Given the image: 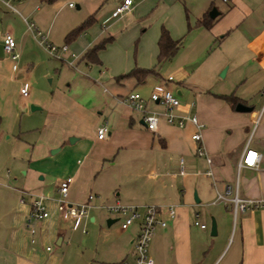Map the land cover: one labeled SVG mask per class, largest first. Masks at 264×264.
<instances>
[{"label":"crops","instance_id":"1","mask_svg":"<svg viewBox=\"0 0 264 264\" xmlns=\"http://www.w3.org/2000/svg\"><path fill=\"white\" fill-rule=\"evenodd\" d=\"M71 1L76 2L75 11H71L73 5H68ZM120 1L12 0L15 11L0 4V26L5 27L0 32V44L2 35L10 33L17 54L13 60L2 51L0 54V134L16 132L14 136L20 137L25 130L18 131L17 115L27 109L39 111L40 115L35 118L41 125L38 129L30 128L38 133L28 144V165H52L50 175L54 177V192L29 191L46 197L44 205L48 211L47 217L34 223L32 234L25 225L28 200L19 202L20 189L0 182V264H60V255L46 247L51 242L56 246L62 244L63 231L68 229L65 223L72 231L80 225L79 222L73 228L71 220L61 218L55 208L57 185L67 177L70 178L66 195L69 203L84 202L93 192L89 201L92 207L88 211L104 209L97 203V195L102 194L104 185L110 188L114 202L161 206L160 216L166 224L155 230L148 245L153 264H213L229 239L233 249L225 264H264V207L236 210L233 214L229 200L215 201L216 194L223 193L226 188H230L228 198L236 193L241 199H264V98L250 104L246 100L248 94L235 96L236 103L251 107L249 112H238L218 96L223 93L209 92L199 78L192 76L191 69L187 70L173 60L174 56L165 65V75H149L141 81L126 76L134 68L155 67L161 27L170 38L181 37L183 40L186 36L188 40H198L201 47H205L211 38L218 37L217 41H222L229 31L222 32V27H236L246 17L235 16L238 0L225 1L230 5L224 12L215 5L218 14L207 29L195 22L203 14L207 15L214 5L213 0H198L196 5H189L194 10L188 7L187 0H131L128 12L110 17ZM89 16L92 21L80 34L70 40L65 38ZM28 23L50 43H65L68 48L64 53L66 58L70 52L75 53L77 58L73 62L85 69L86 75L71 74L72 70L63 67L59 59L52 62L55 71L49 78L52 83L56 77L55 86L41 85L39 78L31 73L36 63L42 64L44 57L40 56L38 37L27 29ZM103 38H109V41L97 51L98 62L83 59L84 52ZM239 45L245 46L251 54L250 64L256 73L249 77L245 90L264 96L260 93L264 88V69L261 67L264 62V17L244 31L242 40L236 44ZM181 46L182 41L177 51ZM14 61L26 69L24 75L31 83L25 96L19 93V88L26 82L12 80ZM63 68L68 70L69 76L66 75L62 81L66 82L60 85ZM50 72L49 66H45L44 75ZM166 75H171L172 80L165 85L179 100L175 112L194 115L202 124L199 141L190 137L195 131L190 122L179 128L160 119L155 131L147 130L141 121V113L123 101L128 93L137 92L147 109L162 111L160 104L150 102L147 97L153 86ZM258 112V122L252 130V113ZM102 124L107 132L98 139L96 129ZM251 130L247 146L262 152L263 157L255 167L238 168V162L245 157L243 149ZM69 138H72L71 142ZM198 146L203 149L202 155L195 153ZM114 165H144L133 172L141 184L117 188L120 180L114 173ZM105 169L109 171L105 172ZM166 205H172L174 209L171 219L167 217ZM205 208L210 219L215 221V241L208 239L202 212ZM194 213H197L198 222L204 224L203 228L193 224ZM229 213H232L234 226L228 221ZM85 218L87 214L82 219ZM119 219L118 216L109 219V224ZM130 225H134V231L126 237V246L131 248L121 259L126 261L133 258L132 240L138 231L137 221ZM215 242L219 244L216 249L213 247Z\"/></svg>","mask_w":264,"mask_h":264},{"label":"rangeland","instance_id":"2","mask_svg":"<svg viewBox=\"0 0 264 264\" xmlns=\"http://www.w3.org/2000/svg\"><path fill=\"white\" fill-rule=\"evenodd\" d=\"M213 2V7L216 5L217 8L221 9L223 12L230 5L222 0H213ZM71 3L73 5L71 11H75L76 2L71 1ZM186 3L190 9L194 10V8H191L189 5H196L198 0H187ZM11 4L15 6V2L11 1ZM237 6L238 12H236L235 16H238L240 19L243 18L242 16L246 17L243 22L242 20L240 21V19L237 20V22H240L239 24L237 23L238 25L236 27L232 26L231 29L222 27V32L229 30L222 41L218 42V37H216V39L211 38L210 42L205 45V47H201L198 40H188L185 36L186 38L184 37L182 40V46L174 55L173 60L176 59V63L179 64V66L182 64L185 69H191L192 76L199 78V81L201 80L200 82L206 86L209 92L233 94L234 96H245L248 94L246 100L248 103L252 104V102L255 103L258 99H263L264 96H256L254 95L255 93L249 92L247 88L245 90L249 77L256 76V73L253 72V68L250 64L251 60L249 58L251 54L245 46H236V44L242 40L244 31L248 30L254 21L264 17V0H238ZM22 14L24 15V13ZM232 20L231 18L230 21ZM195 29L197 28L193 30ZM4 30V25L0 26V32ZM216 35L219 36L220 34L217 33ZM225 41L228 42L224 43ZM229 41L231 43H229ZM40 50L42 54L40 56L44 57V59L42 64L36 63L34 65V70L31 74L37 76L40 80V84L44 85L46 88H53L55 86L54 81L56 77L52 83L49 82V78H51V74L55 71L52 62H57L59 59L63 62V67L72 70V73L70 72L71 74H76L77 77L86 75L87 71L81 66H77L75 62L72 64L73 67L70 66V58H66L64 53H61L58 57H53L48 55L42 46ZM5 56L6 55H3V57ZM166 63L161 64L159 67V72L162 75L166 74V72L163 71ZM45 66H49V70L51 71L47 76L44 75ZM56 69H58V67H56ZM13 70L14 74L12 80L20 83L24 81L27 86H30V81L24 75V71H26L25 68L21 65H17L16 61H14ZM67 71L66 68L62 69L61 80L59 81L60 85L66 82L65 80L64 82L62 81L66 75L69 76V72ZM28 72L30 73V71ZM222 72L223 75H221ZM36 115H40V112H30L28 109L25 113H19L17 115L16 127L18 125V131L20 130L23 132L25 130L20 137L14 136L16 132L0 134V182L12 188L24 191L40 189L43 193H52L54 192V177L50 175V170L53 166L28 165V144L35 140L38 133V130H30V128H37L41 125L40 121L35 118ZM29 116L34 117L37 121H32V118ZM142 166L144 165H114V173L120 180L117 188L125 189L129 187V184H131V186L141 184L140 178H137L133 172ZM32 167L42 172H37ZM105 170L103 171H109L107 169ZM40 178H42L41 181H39ZM92 195H94L93 192ZM97 196L99 197L97 201L99 205L105 206L115 203L110 188L105 185L102 194ZM202 212H204L203 215L207 223L206 231L208 239L215 241L217 234L214 236H209L208 234L210 219V215L207 213L208 209L205 208V211L203 210ZM231 214L232 213H229L228 215V221L230 223L233 220ZM117 216L120 217L115 212H108L105 209L90 210L87 213V218L80 221V225L76 230H70V225L65 223L68 229L63 231L64 238L62 244L56 246L54 242H51L48 248L55 251L58 256L60 255V264H111L118 262L131 248L130 246H126V237L134 231V225H130L127 229H121L120 219L110 224L106 223L108 218L114 219ZM90 217L93 218L92 221L89 220ZM66 225L64 227H67ZM230 242L231 239L228 240L224 249L213 264L226 263L233 249V244L229 246ZM217 245L219 244H216V242L213 244L214 249H216Z\"/></svg>","mask_w":264,"mask_h":264},{"label":"built area","instance_id":"3","mask_svg":"<svg viewBox=\"0 0 264 264\" xmlns=\"http://www.w3.org/2000/svg\"><path fill=\"white\" fill-rule=\"evenodd\" d=\"M12 0H0V4L6 8L15 11L14 6L11 4ZM223 2L227 0H222ZM131 0H121L113 9L110 14V17L119 16L123 13H126L131 8ZM72 6V3L68 4ZM27 29L33 31L38 37L39 44L46 50L48 55L53 57H58L61 53L68 52L67 45L65 43L61 45H54L47 41L44 36H42L39 31H37L34 26L30 23L27 24ZM1 50L4 54L9 56L10 59H15L17 54L14 52V39L12 35L8 32H5L1 38ZM69 65L73 67V61L76 60L77 56L75 53H69ZM261 67L264 69V62H261ZM13 69V66H12ZM172 80L171 75H166L165 78L154 85L152 90L148 94V100L150 102L158 103L162 106V111L150 110L147 109L144 104V99L137 92H130L124 98L123 101L133 110L139 111L141 113V119L144 122V127L149 131H155L158 121L162 119L165 123L170 125H175L176 127L182 128L186 122H190L195 131L190 135L191 139L194 141H199L200 129L202 124L197 120L194 115H185L176 113L175 110L179 106V100L177 96L169 89L165 83ZM28 91V86L26 83H23L19 88V93L22 96H25ZM261 94H264V88L260 91ZM252 130L258 122L260 112L252 113ZM252 130L249 134L248 139L244 145V154L245 157H242V160L238 162V168L241 166H252L255 167L257 163L263 157L262 152H258L250 147H248V140L251 136ZM107 128L104 124L100 125L96 129V138L101 139L105 136ZM195 153L198 155L203 154V149L201 146H198L195 150ZM208 162V159H206ZM181 173V171H180ZM70 178L62 179L57 185V197L54 198L55 208L57 213L63 219H70L72 222V227H76L80 220L86 216L87 211L92 207L89 202L93 195H87L86 201L81 203H69L66 200L68 184ZM230 188H226L223 193H217L215 201L225 202L229 200L233 205V214L236 210L245 211L251 207L260 208L264 206V199H241L236 193H234L230 198L227 197L229 194ZM28 200L29 210L25 217V225L28 228L29 232L32 234L34 232V223L47 217L48 211L44 205L45 196L39 193H33L29 191L19 190V202H25ZM108 212H115L120 216V228L125 229L134 221L138 222V231L135 237L132 240L133 247V258L130 261L121 260L117 264H153V260L148 253L149 242L158 227L165 226L166 222L161 218V206L156 204H145V205H134V204H122L115 202L111 205H101ZM166 214L168 218H173L174 209L172 205H166ZM194 225H198L200 228L204 227V224H201L197 220V213H194ZM32 242L33 239L31 238ZM46 249H49L46 247Z\"/></svg>","mask_w":264,"mask_h":264},{"label":"trees","instance_id":"4","mask_svg":"<svg viewBox=\"0 0 264 264\" xmlns=\"http://www.w3.org/2000/svg\"><path fill=\"white\" fill-rule=\"evenodd\" d=\"M45 2H52L54 0H44ZM92 21V17H87L83 22H81L78 26L71 29L65 36L66 39L75 38L78 34H80ZM212 24V19L208 18L206 14H203L199 19L196 20L195 25L202 26L204 28H209ZM189 27L187 26V30ZM109 41V38H103L89 49H87L82 58L91 63H97V51L103 48L106 42ZM182 38L172 39L169 37L167 31L161 27L159 36L157 39V48L158 53L156 56V65L153 68H134L130 72L126 74V76H132L137 81H141L145 79V77L149 75L160 76L159 67L161 64L170 62L179 48L181 44ZM220 98L228 101L232 106H235L237 102V98L233 94H221L218 95Z\"/></svg>","mask_w":264,"mask_h":264},{"label":"water","instance_id":"5","mask_svg":"<svg viewBox=\"0 0 264 264\" xmlns=\"http://www.w3.org/2000/svg\"><path fill=\"white\" fill-rule=\"evenodd\" d=\"M217 14H218V11L213 6L207 12L208 17L211 18V19L214 18ZM1 51L2 50H1V44H0V54L2 53ZM221 75H223V72L221 73ZM234 109L236 111H238V112H249L251 110V107L250 106H245L242 103L238 102V103L235 104ZM142 123H144V122L142 121ZM68 141L71 142L72 138H69ZM109 222H110L109 219H107L106 223L109 224ZM209 228H210V230H209L210 235H214L216 229H215V221H214L213 218L210 219V227Z\"/></svg>","mask_w":264,"mask_h":264}]
</instances>
